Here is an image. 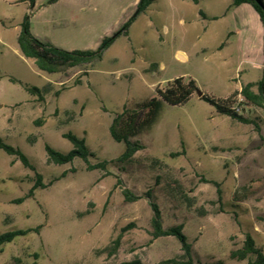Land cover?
<instances>
[{"label": "rangeland", "instance_id": "obj_1", "mask_svg": "<svg viewBox=\"0 0 264 264\" xmlns=\"http://www.w3.org/2000/svg\"><path fill=\"white\" fill-rule=\"evenodd\" d=\"M225 6L219 0L200 6L222 16L210 25L218 27L214 40L217 47L224 43L222 49L187 64L173 57L179 37L166 0L154 2L101 60L62 74L38 71L33 60L14 51L15 36L8 31L0 41V139L27 157L44 184L59 180L35 190L22 204H14L28 194L34 175L16 157L0 150V235L42 226L38 234L4 244L0 264L184 262L175 237L151 239L147 192L158 206L163 228L183 226L193 264H247L231 256L241 249L246 234L264 254V110L250 108L247 113L258 133L255 125L217 114L197 94L181 106L163 104L152 127L136 138L143 150L122 163L116 159L125 146L109 134L113 118L124 106L156 97L157 88L176 78L191 79L188 74L200 70L195 63L208 65L218 74L237 64L238 36L224 39L228 19L239 17L243 10ZM164 22L168 34L163 31ZM187 40L191 41V35ZM202 41L195 43L199 46ZM99 44L86 46L95 50ZM248 58L238 67L241 80L257 82L263 73L261 54L254 51ZM9 78L39 88L41 98ZM78 79L81 84L76 85ZM196 85L202 93L220 94L219 87L208 81L199 80ZM64 133L83 138L91 163L110 162L106 170L88 171L80 159L62 166L48 162L45 144L63 154L73 149ZM201 178L219 184L220 202L216 188ZM124 189L140 199L127 202Z\"/></svg>", "mask_w": 264, "mask_h": 264}, {"label": "trees", "instance_id": "obj_2", "mask_svg": "<svg viewBox=\"0 0 264 264\" xmlns=\"http://www.w3.org/2000/svg\"><path fill=\"white\" fill-rule=\"evenodd\" d=\"M59 0H49L48 5L54 4ZM155 0H139L136 5V9L132 16L114 33L108 37H104L100 42L99 46L95 50H74L66 51L55 47L49 43L42 42L36 39L30 32V19L31 13H27L21 24L20 32L17 36V45L22 54L26 59H31L34 62L35 67L38 71L46 74H62L68 70L86 66L95 61L101 60L103 54L109 49L114 41L120 36H125L130 25L135 19L146 12L148 7ZM194 4H198L202 0H188ZM231 7H238L241 4H248L257 13L259 20L263 27V45H262V57H263V73L259 81L254 83H248L243 85L241 90L236 92L233 96L227 99H219L210 95L202 94L199 100L207 103L213 107L217 114L228 117L229 119L236 121L243 125H255L253 119H251L247 113L251 110L250 108H257L264 110V0H231ZM29 8H33L35 0H27ZM86 75V72H85ZM9 80L13 83H18L23 86L26 92L30 95H38L41 98V91L39 88L34 86H28L22 84L12 78ZM81 84L80 80L76 81V85ZM198 91L197 85L192 79H185L183 77L176 78L170 82H167L163 89H156V97L149 100H145L141 103H137L131 107L124 106L122 112L117 114L110 126L109 134L116 143H123L125 150L123 154L116 159V162L122 163L130 161L135 153L143 150V145L136 139L141 134L148 131L155 123L159 111L163 104L169 106H181L192 98L193 95ZM239 98V100L237 99ZM258 133L259 128L256 126ZM62 137L68 140L73 149L66 153H60L47 144L44 145V151L48 162L62 166L72 163L74 159H80L88 171L100 170L105 171L110 162L98 161L94 164L91 163L90 159L92 154L89 152L83 138H78L71 133H64ZM261 140H264L261 137ZM0 150L5 152L7 155L16 157L22 166L30 170L34 175L33 185L27 195L23 198H19L13 201L14 204H22L26 199L33 197V193L37 189H46L50 187L54 182L58 181L59 178L52 179L47 184L43 183L41 174L36 171V168L29 162L27 157L18 149L5 144L0 139ZM184 153H175L173 156H180ZM74 172V171H71ZM66 173H63L61 177H64ZM105 174H107L105 172ZM205 184H211L216 188L217 201L221 200V193L219 184L216 182L208 181L201 178ZM121 184L120 180H117V185ZM124 199L127 202H134L140 199L139 196H135L131 191L124 189L122 191ZM149 200V206L152 211V217L150 219L149 233L152 240H156L163 237H175L180 245L181 252L185 256L184 262H178L176 260H167L159 264H193L194 259L190 255L191 247L187 243V239L182 233L183 226L178 225L171 228H163L161 222V213L158 206L152 201L150 192L144 195ZM42 226H38L35 229L28 230H15L0 235V250L1 247L10 243L14 238L19 236H26L30 233H39ZM123 229L121 232H124ZM120 241V235L114 242V249L118 246ZM233 258H239L240 260H247V264H264V254L260 248L255 246V242L252 237L248 234L244 235V241L241 249L231 253ZM200 264L199 261H195ZM121 264H144L139 259L133 261L121 263ZM220 264V263H216Z\"/></svg>", "mask_w": 264, "mask_h": 264}, {"label": "crops", "instance_id": "obj_3", "mask_svg": "<svg viewBox=\"0 0 264 264\" xmlns=\"http://www.w3.org/2000/svg\"><path fill=\"white\" fill-rule=\"evenodd\" d=\"M206 1L211 0H202L198 4L188 0H166L168 11L171 14L169 19L177 27V37H179L173 57L184 64L192 59L199 60L200 55L205 53L212 55L215 51L221 50L224 45L222 43L217 47L214 38L218 34V27L210 26L222 16H217L207 9L201 10L200 6ZM48 2L49 0H35L31 9L27 0H0V41L2 42L8 31L12 30L16 41L14 51L20 52L17 36L24 16L30 12L32 14L30 32L36 39L66 51L91 50L86 45L100 43L115 29L118 30L132 16L139 0H59L51 5H48ZM219 3L226 5V9L229 10L232 1L219 0ZM151 5L146 10L147 12L135 19L129 30L148 13ZM234 8H241L243 11L239 17L234 16L228 19L230 25L227 26L224 41L230 36H238L235 47V51L239 54L237 64H232L231 68H227L229 65L226 64L224 67L227 69L218 74L211 71L208 65L198 66L195 63V67L200 69L199 72L188 74L196 83L202 80L214 84V87L218 86L217 90L220 94L207 92L208 90L203 91V94L219 99L230 98L240 91L243 85L254 83L253 81H242V71L238 68L242 62L249 61V54L254 51L260 53L261 65H263V27L257 13L252 9L253 13L250 9L252 7L249 8L248 4H241ZM166 25V22L162 23V28L168 34L169 30ZM190 35L191 41L187 40ZM194 38L197 42L202 38L201 45H196ZM0 54L2 55L3 52ZM205 60L207 61V58ZM253 65L259 67L257 63ZM161 67H164V64Z\"/></svg>", "mask_w": 264, "mask_h": 264}, {"label": "water", "instance_id": "obj_4", "mask_svg": "<svg viewBox=\"0 0 264 264\" xmlns=\"http://www.w3.org/2000/svg\"><path fill=\"white\" fill-rule=\"evenodd\" d=\"M196 94H197L198 97H201L203 93L200 92V91L198 90V91L196 92Z\"/></svg>", "mask_w": 264, "mask_h": 264}, {"label": "built area", "instance_id": "obj_5", "mask_svg": "<svg viewBox=\"0 0 264 264\" xmlns=\"http://www.w3.org/2000/svg\"><path fill=\"white\" fill-rule=\"evenodd\" d=\"M239 100V99H238Z\"/></svg>", "mask_w": 264, "mask_h": 264}]
</instances>
